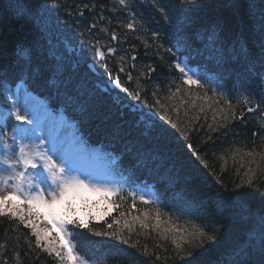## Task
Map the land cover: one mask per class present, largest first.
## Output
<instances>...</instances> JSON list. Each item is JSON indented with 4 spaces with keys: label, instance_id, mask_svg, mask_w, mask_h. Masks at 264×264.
Returning a JSON list of instances; mask_svg holds the SVG:
<instances>
[{
    "label": "trees",
    "instance_id": "trees-1",
    "mask_svg": "<svg viewBox=\"0 0 264 264\" xmlns=\"http://www.w3.org/2000/svg\"><path fill=\"white\" fill-rule=\"evenodd\" d=\"M63 1L0 0V84L24 80L28 89L47 101L46 106L63 113L75 147L82 145L91 154L100 155L112 171L127 178L128 184L151 185L158 192L157 203L137 201L135 209L131 208L128 193H121L125 197L121 210L131 212L128 220L145 212L154 216L159 209L164 220L171 217L180 225L200 224L210 235L215 229L216 237L205 240L195 250L193 260L183 254L177 256L169 243L160 242L163 247L155 248L156 234L147 235L138 224L133 233L123 232L125 238L130 235V243H138L136 249L110 236H95L87 228L69 225L78 242L77 252L89 264H262L260 246L264 232L260 217L264 215V183L240 189L250 195L232 200L227 197L245 178L247 164L240 166L244 153L264 151V119L260 113H247L243 101L233 96L240 87L256 93L260 101L264 0H158L166 6L168 18L153 7L152 0H128L135 11L130 6H120L118 0ZM80 12L84 13L82 17ZM199 12L207 14L201 18ZM131 21L135 23L134 31L124 26ZM153 31L159 32L155 40ZM111 32L116 33L117 40L110 39ZM144 41L151 47H146ZM94 46L105 52L103 61ZM108 47L115 48V54L108 53ZM166 48H172V53ZM177 55L185 56L191 66L218 74L223 88L231 93L225 99H231L236 119H232V111L223 99L215 103L219 93L214 96L208 85L203 89L195 85L181 87L180 73L173 67ZM120 67H124L123 73L119 72ZM129 72L131 81L127 79ZM109 73L112 77L119 75L122 87L130 92L139 91V98L112 84ZM177 87H181V92L175 100L169 99ZM153 92L157 93L155 97ZM205 92L210 99L196 100L203 105L204 113L190 109L189 116L184 117L183 108L180 110L181 127L189 136L184 141L160 116L168 111L175 120L172 104L203 97ZM6 97L0 91V106L10 105L11 100ZM156 99L167 107L156 105ZM197 114L198 122L192 120ZM242 114L243 120L239 119ZM225 115L227 121L223 119ZM223 124L227 127L218 132L208 128ZM253 132L257 134L254 136ZM189 142L207 161L208 168L187 150L185 145ZM237 149L234 161L232 153ZM112 200L121 203L116 197L92 195L85 189L75 199L71 218L83 219L94 230L105 231L104 222L111 223L113 217H119L115 209L105 215ZM15 227L16 221L0 217V243H6L0 264L3 258L8 264H57L39 250L25 256L28 244L24 237L31 239L33 245L35 237L23 225L12 231ZM145 244L147 253L143 251ZM16 251L21 255L19 262L13 259ZM37 252L39 259L35 258Z\"/></svg>",
    "mask_w": 264,
    "mask_h": 264
},
{
    "label": "snow or ice",
    "instance_id": "snow-or-ice-1",
    "mask_svg": "<svg viewBox=\"0 0 264 264\" xmlns=\"http://www.w3.org/2000/svg\"><path fill=\"white\" fill-rule=\"evenodd\" d=\"M191 0H182V3H190ZM118 3L122 7H128V0H118ZM153 7L165 18H168V13L166 6L158 3V0H152ZM54 7L59 8V4H54ZM71 15V12H69ZM79 15L82 17L83 12ZM130 30H135V23H127L124 25ZM95 27V25H93ZM101 31H106V29H101ZM159 37V32L153 31V40ZM111 40H117L118 37L115 32L110 33ZM99 42L97 41V44ZM146 47H151L144 41ZM94 51L101 61L105 59V52L100 50L99 47L94 46ZM166 52L172 53V48H166ZM108 53L115 54L116 49L113 47L107 48ZM175 55V53H173ZM121 61L124 57H120ZM133 61L136 57H131ZM107 71V65H104ZM134 68L135 65L133 64ZM173 67L180 73V78L182 85H195L201 89L205 85L201 82L199 78H194V74H190V69L186 64L181 62H174ZM151 72H155V69L148 66ZM125 71L124 67L119 68V72L123 73ZM110 82L114 84L117 88L127 93L129 96H135L137 99L140 96V92L135 93L130 92L127 87H122L119 75L112 77L109 73ZM127 79L131 81L133 76L131 72L127 73ZM137 83L139 80L137 79ZM181 87H177L176 91L172 93L169 99H176L177 93L181 92ZM190 94V91H189ZM157 95L153 92V96ZM213 95H217L216 91L213 90ZM261 99L255 104H252V97L243 96L242 101L245 104V111L247 113H260V118L264 119V87L261 88L259 93ZM208 100L210 99L207 92L204 96H197L196 99L185 100L181 99L178 104H172L171 110L176 114V119L172 118V115L165 111L160 119L165 121L172 129L180 134L184 141L189 140V136L186 134V129L181 127L180 121L182 117L180 116V110L183 108L184 117L189 116L190 109H198L199 113H204L205 109L203 105H198L196 100ZM223 99L228 105V108L232 111V119H236V113L232 110L231 99H225L223 93H219V99L215 103H219ZM156 105H159L162 109L167 106L161 104L160 99H156ZM189 105V107H184V105ZM14 111L11 115L14 116L15 120L19 122L20 125H35L36 121L30 112L25 109L21 111L17 107L16 102H13ZM213 111H216L213 109ZM223 112V109H220ZM206 119V117H205ZM224 120H228V116L223 117ZM243 120V114L239 117ZM192 120L198 122L200 116L193 115ZM216 120L215 115L213 116V121ZM202 127V126H201ZM221 127L226 128L227 124L218 125L214 127L213 125H208L211 132H218ZM257 133L253 132L255 136ZM224 135H227L225 132ZM13 146L11 151L13 155L11 157L5 156L0 158V217H8L10 220L16 221V227L12 231H18L20 225L24 228L30 229L31 236L35 237L34 245L31 239L24 237L25 242L28 244V251L24 253L25 256L30 255L31 252L39 250L40 252L46 253L49 257H53L57 264H89L86 257L80 255L77 252L78 242L74 240L73 232L69 231V225L75 226L76 228H87L90 233L95 236H110L119 240L121 243L128 245L129 247L136 249L138 248V243H130V235L125 238L123 235L124 230H127L129 234L136 231L137 224L139 229L145 230L146 234L151 236L154 232L158 237V242L155 244V248L160 249L163 245L160 242L169 243L171 247L176 251L177 256L190 257L195 259V250L203 246L205 240L213 241L215 240V229L212 230L213 234H209L205 226L200 224L186 222L184 225L175 223L171 217L164 220L161 218L160 210L157 209L154 216H150L149 213L145 212L142 215L132 216L131 220L127 217L131 215L130 211L121 210L124 203L125 197L121 195V188L110 187L103 182L93 183L91 177L84 176L83 174H77L78 170L73 166V163L67 159L65 156L58 154L55 145L52 147H45V138L36 136L33 143H24V137H20V143L16 144V137L13 136ZM29 139H31L29 137ZM208 140L211 141L212 137L209 136ZM207 143V141H205ZM3 144L5 150H8L9 145L6 141H0ZM186 148L189 152L195 156L196 160L208 168V163L204 160L199 153L196 152L192 143H186ZM232 153V159L235 161L236 152ZM215 155V153H214ZM244 157L248 159L245 160ZM225 165H227V160L221 156ZM247 164V169L244 172V180L241 184L236 186L233 193L227 197V199H237L250 193H244L240 189L247 187L252 188L254 184L264 183V151L257 152L254 150H249L244 153L241 157L240 166L244 167ZM254 165V167H253ZM4 173H7L5 175ZM239 174V173H238ZM220 183V181H217ZM89 189L93 192L102 193L105 197H116L121 203H117L116 200L111 201V206L108 208L105 215L111 213L113 209L119 212V217H113L112 222L108 223L105 221L106 229L105 231H96L89 227L88 222L83 219L75 220L71 218V215L75 210V199L79 197L82 190ZM128 195L132 198L131 208L136 207V196L135 191L129 192ZM264 199V198H262ZM139 200L143 204H149L153 201L146 200L144 195L139 196ZM261 226L262 232H264V215H261ZM46 221V222H45ZM39 222V224H38ZM43 225L42 227L40 225ZM51 225V227H49ZM114 225L116 226L114 228ZM190 225V226H189ZM55 229V235H53V230ZM150 230V231H149ZM139 234V233H137ZM19 248V244L16 245ZM6 248V243H0V253ZM165 252L167 248L163 249ZM143 251L148 252L147 244L143 246ZM261 261L264 264V234L261 237ZM36 259H39V253H36ZM161 257L159 254L156 255V259L159 260ZM13 259L17 262L21 260V255L19 251L14 253ZM2 264H8L7 258L2 259Z\"/></svg>",
    "mask_w": 264,
    "mask_h": 264
},
{
    "label": "rangeland",
    "instance_id": "rangeland-1",
    "mask_svg": "<svg viewBox=\"0 0 264 264\" xmlns=\"http://www.w3.org/2000/svg\"><path fill=\"white\" fill-rule=\"evenodd\" d=\"M178 62L186 64L187 67L191 70L190 74H194V78H199L201 81L208 83L214 89H220L218 80L212 75L205 74L198 68H191L185 58L177 57ZM3 89L7 91L11 100L16 102L17 107L23 112L27 109L30 114L34 117L36 124L35 125H20L17 122L10 111L7 109L2 110L0 114V141H6L9 145L8 150H5L3 144H0V158L5 156L11 157L13 155L11 147L13 146V136H15L16 144L20 143V137H24V143H33L36 136L45 138V147H52L55 145L58 154L65 156L67 159L73 157L74 151L72 150L71 145L69 144L67 136V127L66 122L62 116H59L60 120L58 127L56 128V133L54 134L52 130L53 120H50V112L45 108L46 102L42 99L35 97L31 92L26 91L23 85L17 84L14 88H11L8 84L3 85ZM237 95L242 99L243 96L252 97V103L257 101V94L251 91L246 92L245 90H238ZM260 100V97H259ZM9 111V112H8ZM12 112L13 103H12ZM29 137L31 139H29ZM73 166L78 170L77 174H83L84 176L91 177L92 182H103L110 187H119L128 192L135 191L139 198L140 195H144L145 199L154 201L157 198L156 192L147 185H128L127 180L117 179L115 176H110L100 169V161L94 157L89 162H84L82 159H75ZM7 175V173H4ZM92 195L99 192H93L89 189H86ZM5 193L0 194H7ZM83 192V190H82ZM81 192V193H82ZM156 202V201H154Z\"/></svg>",
    "mask_w": 264,
    "mask_h": 264
},
{
    "label": "bare ground",
    "instance_id": "bare-ground-1",
    "mask_svg": "<svg viewBox=\"0 0 264 264\" xmlns=\"http://www.w3.org/2000/svg\"><path fill=\"white\" fill-rule=\"evenodd\" d=\"M64 1H65V2H68L67 0H64ZM64 1H63V2H64ZM133 1H134V0H133ZM49 5H50V4H49ZM129 6H130V10H131V11H135L134 9H132V2H131V1H130V2L128 1V7H129ZM128 7H126V8H128ZM68 14H69V13H68ZM206 14H207V13L202 14V12H199V13H198V16L201 17V18H203L204 15L206 16ZM72 15H73V14L71 13V15L68 16L69 19H72ZM202 15H203V16H202ZM69 19H68V21H70ZM129 19H131V18L129 17ZM129 23H134V22L131 21V22H129ZM57 27H59V26H57ZM62 27H63V26H62ZM14 58H15V57H14ZM260 78H261V83L264 84V74H263ZM201 82H202L204 85H206L205 82H203V81H201ZM238 88H240V87H238ZM238 88H237V89H238ZM136 198H137V199H136V202H137V201L140 202L139 198H138V197H136ZM146 200H147V199H146ZM154 201H158V200L154 199ZM154 201H153V202H154ZM140 203H141V202H140Z\"/></svg>",
    "mask_w": 264,
    "mask_h": 264
}]
</instances>
